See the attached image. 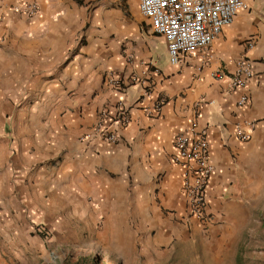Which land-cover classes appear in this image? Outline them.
Segmentation results:
<instances>
[{
  "label": "crops",
  "instance_id": "0c3cea01",
  "mask_svg": "<svg viewBox=\"0 0 264 264\" xmlns=\"http://www.w3.org/2000/svg\"><path fill=\"white\" fill-rule=\"evenodd\" d=\"M30 2L38 8L27 16L20 8ZM242 58L252 76L233 88ZM130 75L154 85L130 83L119 94L106 83ZM157 97H166L160 114L145 113ZM117 100L131 107L118 142L96 149L82 141L98 110ZM180 134L206 137L212 219L233 222L261 207L264 0H247L207 48L176 66L138 0H0L1 216L33 221L140 208L149 218L160 210L185 217V167L172 159Z\"/></svg>",
  "mask_w": 264,
  "mask_h": 264
},
{
  "label": "rangeland",
  "instance_id": "374dc122",
  "mask_svg": "<svg viewBox=\"0 0 264 264\" xmlns=\"http://www.w3.org/2000/svg\"><path fill=\"white\" fill-rule=\"evenodd\" d=\"M129 213L33 221L0 214V264H264V202L208 225L175 211Z\"/></svg>",
  "mask_w": 264,
  "mask_h": 264
},
{
  "label": "built area",
  "instance_id": "2783aa9c",
  "mask_svg": "<svg viewBox=\"0 0 264 264\" xmlns=\"http://www.w3.org/2000/svg\"><path fill=\"white\" fill-rule=\"evenodd\" d=\"M37 3H23L20 10L27 16L37 11ZM247 9V0H138V10L148 21L152 32L163 37L166 43L167 60L176 66L199 49L207 48L221 33L223 28L233 23L240 10ZM253 44H247L250 49ZM155 71L158 72V69ZM252 76V65L247 58H242L231 77L233 88L244 87ZM106 83L119 94L125 92L130 83H144L147 91L154 85L149 76L127 78L109 76ZM166 97H157L144 108L145 113L156 116L162 110ZM247 97L241 95L239 105H244ZM130 106L122 100L102 106L95 122L81 136V140L90 144H115L119 140V128L130 120ZM241 139L248 135L238 130ZM172 159L185 167L182 190L186 203L188 219L210 222L208 209V186L212 165L208 157V145L203 134L193 136L180 134L173 141ZM40 231V230H38ZM42 232V231H40Z\"/></svg>",
  "mask_w": 264,
  "mask_h": 264
},
{
  "label": "trees",
  "instance_id": "16d2710c",
  "mask_svg": "<svg viewBox=\"0 0 264 264\" xmlns=\"http://www.w3.org/2000/svg\"><path fill=\"white\" fill-rule=\"evenodd\" d=\"M37 232H38L39 234H41V232H40V231H38V230H37Z\"/></svg>",
  "mask_w": 264,
  "mask_h": 264
}]
</instances>
